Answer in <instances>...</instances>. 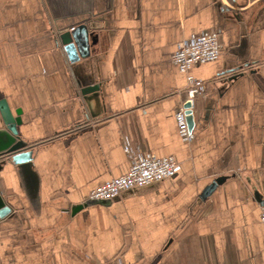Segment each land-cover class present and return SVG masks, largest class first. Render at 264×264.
I'll return each instance as SVG.
<instances>
[{
  "label": "crops",
  "instance_id": "0c3cea01",
  "mask_svg": "<svg viewBox=\"0 0 264 264\" xmlns=\"http://www.w3.org/2000/svg\"><path fill=\"white\" fill-rule=\"evenodd\" d=\"M83 16L75 61L60 34ZM194 34L218 35L221 54L185 74L171 58ZM188 76L202 91L185 143ZM2 101L39 188L3 161L0 264H264V0H0ZM128 148L181 169L90 201L127 174Z\"/></svg>",
  "mask_w": 264,
  "mask_h": 264
},
{
  "label": "built area",
  "instance_id": "2783aa9c",
  "mask_svg": "<svg viewBox=\"0 0 264 264\" xmlns=\"http://www.w3.org/2000/svg\"><path fill=\"white\" fill-rule=\"evenodd\" d=\"M220 54L221 44L218 35L194 34L177 45L171 60L180 72L188 74L196 65L217 61ZM186 86V99L179 105L175 120L180 138L183 142L190 143L194 139V134L188 126L187 112L191 111L194 115L196 99L202 91V83L188 76ZM187 104L190 105L189 109L186 108ZM128 157L130 166L127 174L93 189L88 196L90 201H113L128 190L144 188L174 178L181 169L174 158H160L151 153H145L141 148H128ZM260 221L264 226V208Z\"/></svg>",
  "mask_w": 264,
  "mask_h": 264
},
{
  "label": "water",
  "instance_id": "95a60500",
  "mask_svg": "<svg viewBox=\"0 0 264 264\" xmlns=\"http://www.w3.org/2000/svg\"><path fill=\"white\" fill-rule=\"evenodd\" d=\"M83 16L80 18V22L74 28V30L66 31L60 34V42L65 48L71 60L76 61V48L79 49L82 57H86L89 54V40H90V27ZM98 88H87L83 90V93H90L97 91ZM186 108L189 109L190 105L187 104ZM0 109L4 117L3 129H0V172L3 170V161H7L17 168L21 177L28 183L32 193L36 194L39 188V182L37 174L34 171L33 160L35 156L34 146H29L18 137L17 127L21 123V114L17 112L15 117L9 110L5 101L0 102ZM187 120L190 131H193L195 125L194 115L191 111L187 112ZM79 208H75L73 211H77ZM10 213V209L6 204L0 192V218L6 217Z\"/></svg>",
  "mask_w": 264,
  "mask_h": 264
}]
</instances>
